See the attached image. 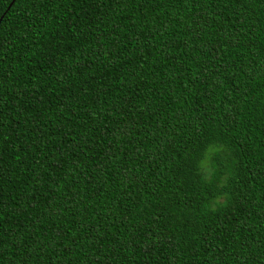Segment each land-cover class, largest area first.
Segmentation results:
<instances>
[{
  "label": "trees",
  "instance_id": "trees-1",
  "mask_svg": "<svg viewBox=\"0 0 264 264\" xmlns=\"http://www.w3.org/2000/svg\"><path fill=\"white\" fill-rule=\"evenodd\" d=\"M11 1L0 264H264V0Z\"/></svg>",
  "mask_w": 264,
  "mask_h": 264
},
{
  "label": "clouds",
  "instance_id": "clouds-1",
  "mask_svg": "<svg viewBox=\"0 0 264 264\" xmlns=\"http://www.w3.org/2000/svg\"><path fill=\"white\" fill-rule=\"evenodd\" d=\"M221 151H223V149L219 145L214 143L208 144L204 153L205 159L197 163V170L201 179L207 184H215L217 190V194L214 196V198H210L204 206L206 212L211 214L217 213L221 209L227 207L231 200L230 191L222 192L221 190L225 187L230 188L228 181L234 176L232 164H227L225 161H223L225 166L218 172L217 163L212 159L213 154L218 156ZM229 158L231 159L230 154ZM233 163H235V161H233ZM217 180L219 181L218 184L215 183Z\"/></svg>",
  "mask_w": 264,
  "mask_h": 264
},
{
  "label": "water",
  "instance_id": "water-1",
  "mask_svg": "<svg viewBox=\"0 0 264 264\" xmlns=\"http://www.w3.org/2000/svg\"><path fill=\"white\" fill-rule=\"evenodd\" d=\"M14 0H12L9 5L7 6V9L10 7V5L13 3ZM2 17V16H1ZM1 17H0V20H1Z\"/></svg>",
  "mask_w": 264,
  "mask_h": 264
}]
</instances>
